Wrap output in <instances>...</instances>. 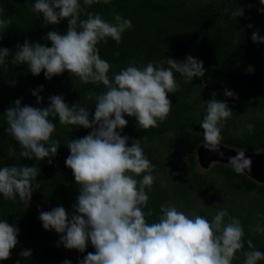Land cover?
I'll use <instances>...</instances> for the list:
<instances>
[{
    "label": "clouds",
    "instance_id": "clouds-1",
    "mask_svg": "<svg viewBox=\"0 0 264 264\" xmlns=\"http://www.w3.org/2000/svg\"><path fill=\"white\" fill-rule=\"evenodd\" d=\"M100 2L83 0L89 7ZM103 3L108 4L110 0ZM260 3L264 4V0ZM30 10L41 13L48 25L68 19V30L63 35L48 32L46 39L51 41V47L29 40L18 44L11 63L27 64L33 75L44 71L48 79L67 70L79 77L82 84H103L105 89L99 93L89 90L85 94L95 104L91 120L88 107L80 102L69 106L60 95L51 96L45 108L22 106L17 99L15 107L4 113L6 132L19 142V156L29 159L56 156L61 145L58 139H52L56 117L61 125L92 129L88 135L70 139L66 144L70 155L65 163L79 185L71 217L63 206L41 211L39 219L43 227L60 233V243L67 249L84 252L90 240L95 252L88 253L80 264H233L238 252L242 254L243 264L264 260V251L258 250L252 239L245 241L240 218L230 216L227 208L217 210L209 220L199 214L189 215L169 203L161 204L159 213L148 207L150 197L146 189L150 191L154 184L155 165L146 157L142 140L133 139L129 146V137L121 135L128 124L125 114L134 116L138 128L143 130L165 120L173 107L168 94L178 91L174 73L192 82L205 75L203 61L192 56L183 62L167 57L164 61L137 66L133 59L110 78L111 65L101 58L97 45L107 43L109 37L120 44L122 34L133 27L130 19L116 13L108 21L92 11L86 13V19H81L80 0H36ZM243 15L240 7L231 12L233 18ZM10 23V19L0 18V29H8ZM252 40L264 42L258 32L253 33ZM9 55V48H0V65L7 66ZM42 88L33 90L38 103L43 101L39 96ZM225 95L235 97L236 94L225 89ZM231 117L228 104L217 99L214 92L200 124L204 147L220 156L224 155L220 151L222 129ZM246 128L251 133L254 125L247 124ZM8 151L15 152L11 145ZM237 152L226 166L238 174L250 172L252 160L245 156L244 150L237 149ZM39 172L36 166L0 167V194L10 200H16L18 195L27 208L33 192L41 187L37 182ZM154 215L156 219L149 223L147 218ZM250 231L264 233V227H260L258 220ZM18 233L19 228L8 220H0V261L10 258L11 250L18 243ZM20 256L27 259L32 252L23 250ZM64 264L71 261L65 260Z\"/></svg>",
    "mask_w": 264,
    "mask_h": 264
},
{
    "label": "trees",
    "instance_id": "trees-1",
    "mask_svg": "<svg viewBox=\"0 0 264 264\" xmlns=\"http://www.w3.org/2000/svg\"><path fill=\"white\" fill-rule=\"evenodd\" d=\"M35 2L36 0H0V18L11 21L8 29H0V48L10 49L9 63L6 67L0 65V167L36 166L40 170L37 182L41 185L33 192L27 208L18 195L16 200H10L4 199L0 194V220H8L11 225L19 228L17 245L11 250L10 258L0 261V264H16L17 260L20 264H64L65 260L71 261V264H80L88 253L95 252L90 240L84 252L67 249L60 243L61 234L55 230H46L39 216L41 211H51L63 206L71 217L73 205L79 195V185L65 163L70 155L66 144L70 139L88 135L92 129L61 125L56 117L53 119L56 130L52 139H58L61 143L56 156L43 160L29 159L19 156V142L6 132L8 125L4 113L8 108L15 107L17 99L21 100L22 106L45 108L49 106L51 96L60 95L69 106L80 102L88 107L91 120L94 118L95 104L85 94L89 90L99 93L105 89L103 84H82L79 77L72 76L67 70L48 79L44 71L33 75L27 64L11 63L18 44L22 45L25 40H29L51 47V41L46 39L47 33L57 31L63 35L68 30V19L48 25L41 13L31 11ZM80 3L83 9L81 19H86V13L92 11L101 14L108 21H112L116 13L132 21L133 27L122 34L120 44L109 37L107 43L97 45L101 58L111 65L108 73L110 78L133 59L137 66L151 61H164L167 57L183 62L188 56H192L203 61L205 75L194 78L192 82H186L179 73H174L178 91L168 94L173 107L165 120L158 121L156 127L143 130L138 128L134 116L125 114L128 124L121 135L129 137V146L133 139L142 140L146 157L153 165L157 163L160 167L175 159L167 154L165 157L168 160L162 161V157L157 154L155 147L164 135L171 136L168 145L171 149L176 140L183 143L188 137L193 138L188 155L191 162L189 175L185 178L178 176L175 170L171 173L177 184L175 193L185 202L190 197L191 185L196 190L207 192L215 186L212 182L218 179L234 196L242 194L247 199L245 204L252 206L250 209L244 208L247 218L241 221L245 241L252 239L256 248L264 251V233L253 234L250 231L255 226L253 208L259 211V224L264 221V182L256 181L245 172L238 174L231 166L220 161L205 173L195 169L199 162L195 146L203 143L200 122L206 115L207 102L213 99V93L206 95V104L201 113L197 111L200 101H190L191 87L211 84L216 98L226 102L232 110V117L222 129V144L264 152V42L252 40L255 32L264 38V11H260L264 9V4L260 0H110L108 4L101 0L91 7L84 5L83 0ZM236 7L243 8V16H231ZM116 52L119 53L118 56L114 54ZM164 66L167 67L166 64ZM40 86H43L39 91L43 101L38 103L33 90ZM225 89L233 91L235 97L225 95ZM247 124L254 125L251 133L246 128ZM239 125L241 130H238ZM10 145L15 152L9 153ZM50 159L52 163L48 162ZM213 173L216 174L215 177H211ZM146 191L150 197L148 207L159 213L160 205L164 204L161 191L158 188ZM228 192H224L226 197ZM243 202L235 200L227 207L235 212L236 204L243 205ZM214 207L218 209L219 206ZM144 211L147 212V208ZM205 215L206 213L202 214L207 218ZM147 219L151 223L156 216ZM23 250H31L32 256L27 259L21 257ZM233 264H243L241 253H237ZM258 264H264V260Z\"/></svg>",
    "mask_w": 264,
    "mask_h": 264
},
{
    "label": "rangeland",
    "instance_id": "rangeland-1",
    "mask_svg": "<svg viewBox=\"0 0 264 264\" xmlns=\"http://www.w3.org/2000/svg\"><path fill=\"white\" fill-rule=\"evenodd\" d=\"M191 102H193L194 99L199 100V107L197 109L198 112H203V107L206 104V97L209 93H214L215 89L211 84H199L197 87H191ZM207 95V96H206ZM194 97V98H193ZM205 97V98H204ZM242 127L239 125L238 130H241ZM190 136V135H188ZM170 135H164L163 139L159 142L157 146L155 147L157 150V154L162 157V161L168 160L166 159L167 154H171L174 156V160L167 162V164L163 167H160L157 163H155V170L153 172V175L155 176V181L152 186V188H158L164 198V203H169L175 207H177L179 210L184 211L185 213L192 215V214H199L202 215L203 213H206L205 216L209 220H211L212 216L215 215L217 210L222 209L226 206L230 216H236L239 217L241 221L247 218V212L244 208L250 209L251 205H246L247 199L244 198L242 194H238V196H234L232 192H228L227 188L225 186H222L220 183V180L216 179L212 182L213 185L210 189L207 190V192H204V190H196L193 188V185H191V193L190 197L184 202L181 200L179 195L175 193L176 189V182L174 178L171 176L172 170H175L176 174L178 176H182L187 178L188 169L191 166L190 165V158L188 157L190 152V146L191 141H193V138L188 137L186 135L187 140L183 143L179 140L175 141L174 148H169V142H170ZM203 144V143H202ZM201 145V144H199ZM199 145L195 146V151L198 149ZM212 153L209 154L211 156ZM216 162L219 161H213L209 163L208 167H204L198 162L195 166V169L200 173L207 172ZM216 174H211V177H215ZM222 187H220V186ZM225 191H227L229 194L227 197H230L231 199H227L225 196ZM227 194V193H226ZM226 197V199H225ZM243 197V199H242ZM237 201L242 203L243 205L236 204L235 212L233 210H229L227 205L232 204L230 202ZM214 205L219 206L218 209H215ZM253 211L255 213V225L257 221L261 217L259 216V211L253 208ZM261 215V214H260ZM228 217L225 218L227 221ZM260 227H264V221L260 224Z\"/></svg>",
    "mask_w": 264,
    "mask_h": 264
},
{
    "label": "water",
    "instance_id": "water-1",
    "mask_svg": "<svg viewBox=\"0 0 264 264\" xmlns=\"http://www.w3.org/2000/svg\"><path fill=\"white\" fill-rule=\"evenodd\" d=\"M237 149L238 148L229 147L221 143L220 151L223 152L224 155L220 156L218 152L211 151L201 144L197 149L198 161L204 167H208L211 160L227 164L230 157L238 155ZM240 150H244L245 156L252 160L251 171L249 172L246 170L245 173L258 182H264V152H253L246 149ZM210 153H212L211 156H209Z\"/></svg>",
    "mask_w": 264,
    "mask_h": 264
}]
</instances>
